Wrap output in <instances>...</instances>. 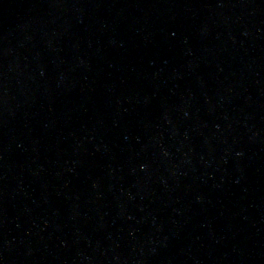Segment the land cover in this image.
Segmentation results:
<instances>
[{"label": "water", "instance_id": "1", "mask_svg": "<svg viewBox=\"0 0 264 264\" xmlns=\"http://www.w3.org/2000/svg\"><path fill=\"white\" fill-rule=\"evenodd\" d=\"M0 264H264V0H0Z\"/></svg>", "mask_w": 264, "mask_h": 264}]
</instances>
